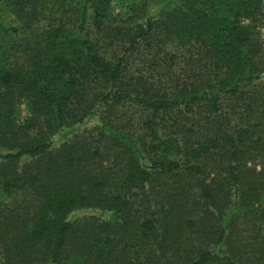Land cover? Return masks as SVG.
I'll list each match as a JSON object with an SVG mask.
<instances>
[{"label":"trees","instance_id":"16d2710c","mask_svg":"<svg viewBox=\"0 0 264 264\" xmlns=\"http://www.w3.org/2000/svg\"><path fill=\"white\" fill-rule=\"evenodd\" d=\"M113 1L0 0V264H264V0Z\"/></svg>","mask_w":264,"mask_h":264},{"label":"rangeland","instance_id":"374dc122","mask_svg":"<svg viewBox=\"0 0 264 264\" xmlns=\"http://www.w3.org/2000/svg\"><path fill=\"white\" fill-rule=\"evenodd\" d=\"M138 0H114L111 4V10L113 12L114 17H120L121 19H127L131 14L129 13V8L136 3ZM244 25H250L247 21L243 22ZM254 33L261 37V39H264V27H256L253 29ZM156 63V64H154ZM157 63V61H154V59L151 56H145L144 58H137L132 64H131V70L132 71H140L142 75L148 79V81L152 83H157V78H162L165 71L163 70ZM29 117V113L26 110L24 105H21L18 110V123L23 124L25 120H27ZM98 123L97 117L90 118L86 120L83 125L81 126V129H90L94 127ZM60 139L57 135L53 137V141L55 142L53 145V148H57L60 144V142H57ZM85 216H96L98 218L106 220L108 218V213H102L99 210H79L75 211L68 219L70 221H74L77 219H80Z\"/></svg>","mask_w":264,"mask_h":264}]
</instances>
